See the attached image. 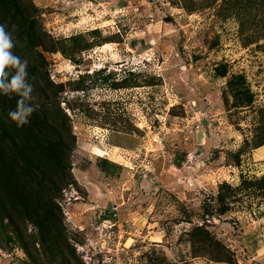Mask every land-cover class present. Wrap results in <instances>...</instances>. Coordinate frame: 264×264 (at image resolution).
<instances>
[{
    "label": "rangeland",
    "instance_id": "374dc122",
    "mask_svg": "<svg viewBox=\"0 0 264 264\" xmlns=\"http://www.w3.org/2000/svg\"><path fill=\"white\" fill-rule=\"evenodd\" d=\"M39 107L0 93V264H264V0H0Z\"/></svg>",
    "mask_w": 264,
    "mask_h": 264
},
{
    "label": "clouds",
    "instance_id": "9594fccd",
    "mask_svg": "<svg viewBox=\"0 0 264 264\" xmlns=\"http://www.w3.org/2000/svg\"><path fill=\"white\" fill-rule=\"evenodd\" d=\"M17 41L4 24H0V93L11 98L18 97L9 117L18 127L30 124V117L37 111L39 104L34 95L35 86L30 80L29 61L14 53Z\"/></svg>",
    "mask_w": 264,
    "mask_h": 264
}]
</instances>
